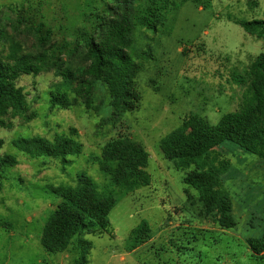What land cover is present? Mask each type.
<instances>
[{
  "label": "rangeland",
  "instance_id": "374dc122",
  "mask_svg": "<svg viewBox=\"0 0 264 264\" xmlns=\"http://www.w3.org/2000/svg\"><path fill=\"white\" fill-rule=\"evenodd\" d=\"M171 1L172 9L156 32L136 26L133 33L129 54L139 66L138 110L114 117L102 82L95 87L98 111L87 112L81 105L52 108L50 92L60 82L52 72L19 78L31 119L8 118L11 129L0 128L2 153L19 162L4 171L0 188V264H75V241L59 254H48L40 245L44 224L60 202L48 187L72 186L81 173L100 187L107 184L91 157L119 135L144 146L150 185L119 199L108 216V234L81 238L91 244L87 264H264V256L254 257L246 244L264 233V163L232 145L221 151L230 162L222 187L236 223L227 230L203 216L197 193L183 184L187 171L175 169L158 147L189 114L215 125L239 109L248 86L247 69L264 52V38L254 39L233 20L264 21V0ZM107 3L0 0V18L5 24L20 21L24 51L35 42L31 29L42 34L49 30L57 48L65 49L88 30L91 13H101ZM71 130L83 152L64 167L52 159H30L13 146L18 138L53 140L72 136ZM142 221L149 224L150 240L128 253L129 234Z\"/></svg>",
  "mask_w": 264,
  "mask_h": 264
},
{
  "label": "trees",
  "instance_id": "16d2710c",
  "mask_svg": "<svg viewBox=\"0 0 264 264\" xmlns=\"http://www.w3.org/2000/svg\"><path fill=\"white\" fill-rule=\"evenodd\" d=\"M109 3L101 13H91L88 30L83 29L80 39L65 49L57 48L49 30L42 34V30L31 29L35 42L31 50L24 51L20 21L5 24L0 18V128L11 129L9 119H31L26 95L17 85L24 75L36 77L52 72L60 80L50 92L52 108L68 110L81 105L87 112L98 111L95 87L102 82L114 117L138 110L139 66L129 54L133 33L136 26L156 32L164 22V14L172 9V1ZM233 22L254 39L264 38V21ZM246 75L248 86L237 111L224 114L215 125L189 114L158 144L163 157L175 169L187 171L183 184L197 193L203 216L227 230H233L236 223L229 195L222 187V176L230 162L221 151L232 145L264 163V52L250 63ZM74 133L71 130L72 136H56L53 140L40 136L18 138L13 146L30 159H52L64 167L83 152ZM3 145L0 140V188L4 171L19 163L14 155L2 153ZM91 160L108 183L100 187L81 173L72 186H49L50 193L60 202L46 220L40 237V245L48 254L66 252L75 241V264H87L85 254L91 249V244L81 238L108 234V216L119 199L150 185L148 153L130 136L110 139ZM150 232L149 224L142 221L131 230L126 251L131 253L147 243ZM246 244L254 257L264 256V233L247 239Z\"/></svg>",
  "mask_w": 264,
  "mask_h": 264
}]
</instances>
